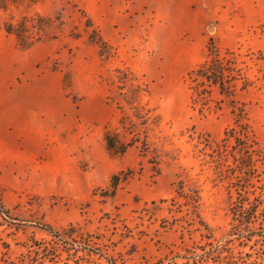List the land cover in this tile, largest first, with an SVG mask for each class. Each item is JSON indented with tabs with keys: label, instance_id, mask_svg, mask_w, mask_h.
<instances>
[{
	"label": "rangeland",
	"instance_id": "1",
	"mask_svg": "<svg viewBox=\"0 0 264 264\" xmlns=\"http://www.w3.org/2000/svg\"><path fill=\"white\" fill-rule=\"evenodd\" d=\"M16 2L0 8V199L20 221L0 214V264H219L222 244L264 264V0ZM210 43L231 100L201 73ZM233 134L257 150L245 183Z\"/></svg>",
	"mask_w": 264,
	"mask_h": 264
},
{
	"label": "trees",
	"instance_id": "2",
	"mask_svg": "<svg viewBox=\"0 0 264 264\" xmlns=\"http://www.w3.org/2000/svg\"><path fill=\"white\" fill-rule=\"evenodd\" d=\"M8 4H18V2H16V0H0V8H6V6ZM19 5V4H18ZM25 29V24L22 21H18L16 22V24H12V23H7L5 26V31L9 34L14 35L17 40L20 42L23 40V31ZM28 46L32 43L31 41L27 42ZM32 45V44H31ZM209 53H210V62L208 64V66L206 68H204L203 70H201V73H203L204 77L209 78L211 80V84H213L214 86H217L219 89V93L220 95H222L224 97V100H228L230 98L231 100V96H234V88L235 86L233 85L231 88H227L225 87V83L229 84L228 82H226V75H225V71L222 68L219 56H218V52L214 46V44L210 43L209 45ZM231 103H233L232 101H230ZM232 107V111L231 113L234 116V121L236 123V125L242 130H244L245 132V128H243V120L246 117V108L243 105L240 106H231ZM235 144H234V158H232L233 160H235V169H236V174L240 175V177H243V183H245L248 180V173H247V168H254L255 167V161H254V156H256V151L257 150H252L254 148H252V146L250 145V143H248V139L245 138V140H242L241 137L237 136L236 134L232 135ZM245 137V136H243ZM104 139H105V144H106V148L107 151L109 152L110 155L112 156H121L125 150H126V144L125 142L120 141L119 139V134H112L109 132H106L104 134ZM144 143V142H143ZM264 157V156H262ZM263 159V158H262ZM254 172V169H253ZM113 185L116 184L117 181V176H114L113 178ZM238 187V186H237ZM244 209V210H243ZM239 210L241 211V214L243 215V224L241 222H239L237 225L235 223H233L231 225V228H235L236 226H240V224H242L241 228L245 225L248 224V220L250 219V217L254 214V210L248 209V208H242L239 207ZM253 211V212H251ZM0 214L1 216L6 217L7 219L10 220L11 223H13L12 221H20L19 219L12 217L11 211L7 208H5V206L3 205L2 200L0 199ZM237 214L234 212L233 218H235L234 216H236ZM22 220V219H21ZM42 227V226H40ZM240 228V227H239ZM221 253L222 251L225 253V257L226 258H222L220 256V251H219V257L221 259V261L219 260L218 263L219 264H236L234 262L235 256L234 253H232L229 250H224V245L222 244L221 246ZM233 259V261H232Z\"/></svg>",
	"mask_w": 264,
	"mask_h": 264
}]
</instances>
